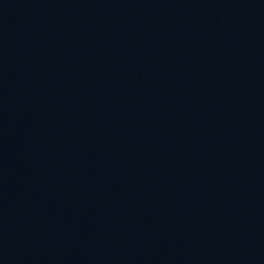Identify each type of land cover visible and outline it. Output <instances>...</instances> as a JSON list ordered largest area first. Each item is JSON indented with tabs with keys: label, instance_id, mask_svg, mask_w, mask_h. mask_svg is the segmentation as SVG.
<instances>
[{
	"label": "water",
	"instance_id": "obj_1",
	"mask_svg": "<svg viewBox=\"0 0 264 264\" xmlns=\"http://www.w3.org/2000/svg\"><path fill=\"white\" fill-rule=\"evenodd\" d=\"M0 264H264V0H0Z\"/></svg>",
	"mask_w": 264,
	"mask_h": 264
}]
</instances>
